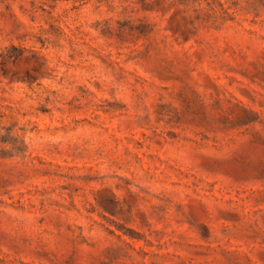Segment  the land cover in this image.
Wrapping results in <instances>:
<instances>
[{"label": "rangeland", "instance_id": "obj_1", "mask_svg": "<svg viewBox=\"0 0 264 264\" xmlns=\"http://www.w3.org/2000/svg\"><path fill=\"white\" fill-rule=\"evenodd\" d=\"M0 264H264V0H0Z\"/></svg>", "mask_w": 264, "mask_h": 264}]
</instances>
